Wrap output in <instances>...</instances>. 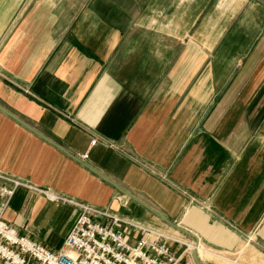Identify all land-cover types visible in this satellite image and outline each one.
<instances>
[{
    "label": "crops",
    "instance_id": "crops-1",
    "mask_svg": "<svg viewBox=\"0 0 264 264\" xmlns=\"http://www.w3.org/2000/svg\"><path fill=\"white\" fill-rule=\"evenodd\" d=\"M0 105L52 140L0 110L21 234L61 246L78 210L47 190L264 262V0H0Z\"/></svg>",
    "mask_w": 264,
    "mask_h": 264
},
{
    "label": "built area",
    "instance_id": "built-area-1",
    "mask_svg": "<svg viewBox=\"0 0 264 264\" xmlns=\"http://www.w3.org/2000/svg\"><path fill=\"white\" fill-rule=\"evenodd\" d=\"M21 186L31 188L28 182L0 171V264H175L173 243L194 249L195 244L175 232L46 190L42 192L48 200L69 203L78 210L61 246L52 250L28 234H21L4 219L12 196ZM125 196L122 194L123 203L130 199ZM136 234L134 243L125 238Z\"/></svg>",
    "mask_w": 264,
    "mask_h": 264
},
{
    "label": "water",
    "instance_id": "water-1",
    "mask_svg": "<svg viewBox=\"0 0 264 264\" xmlns=\"http://www.w3.org/2000/svg\"><path fill=\"white\" fill-rule=\"evenodd\" d=\"M0 110L2 112H4L5 114H7L8 116H10L11 118H13L14 120H16L17 122H19L20 124H22L23 126H25L26 128L30 129L31 131L35 132L37 135H39L40 137H42L43 139L52 142V140H50L49 138H47L46 136H44L42 133H40L39 131H37L35 128H33L31 125H29L27 122H25L23 119H21L20 117H18L17 115H15L14 113H12L11 111L7 110L6 108H4L3 106L0 105ZM57 145V144H56ZM61 150L66 151L64 148H62L61 146L57 145ZM67 152V151H66ZM69 153V152H67ZM95 173L99 174L103 179L107 180L108 182H110L115 188H117L122 194L126 195L127 197L131 198V194L129 192H127L126 190L122 189L120 186H118L115 182L111 181L110 179H108L107 177H105L104 175H102L100 172H98L97 170L91 168ZM151 209V208H149ZM159 215V214H158ZM169 224L171 226H173L175 229L179 230L180 232L186 233L188 234L189 232L185 229H183L181 226H179V224L173 223V222H169ZM193 254H194V258L196 260V262L198 264H209L206 263L202 260L199 259L198 254H197V245L194 246V250H193Z\"/></svg>",
    "mask_w": 264,
    "mask_h": 264
},
{
    "label": "rangeland",
    "instance_id": "rangeland-1",
    "mask_svg": "<svg viewBox=\"0 0 264 264\" xmlns=\"http://www.w3.org/2000/svg\"><path fill=\"white\" fill-rule=\"evenodd\" d=\"M227 257L230 261H238L241 264H264L262 260H259L255 254L246 250L235 254H220ZM258 262V263H257Z\"/></svg>",
    "mask_w": 264,
    "mask_h": 264
},
{
    "label": "bare ground",
    "instance_id": "bare-ground-1",
    "mask_svg": "<svg viewBox=\"0 0 264 264\" xmlns=\"http://www.w3.org/2000/svg\"><path fill=\"white\" fill-rule=\"evenodd\" d=\"M125 198L128 199L127 196H125ZM197 248H198V251H199L200 247H197ZM202 253H203V249H201V251H200L201 256H202Z\"/></svg>",
    "mask_w": 264,
    "mask_h": 264
}]
</instances>
